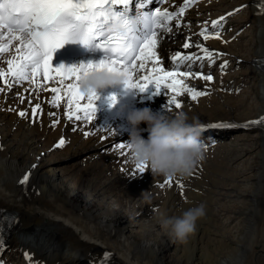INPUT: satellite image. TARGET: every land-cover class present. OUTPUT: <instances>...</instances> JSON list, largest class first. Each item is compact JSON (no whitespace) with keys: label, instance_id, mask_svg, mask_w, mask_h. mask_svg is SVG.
<instances>
[{"label":"bare ground","instance_id":"bare-ground-1","mask_svg":"<svg viewBox=\"0 0 264 264\" xmlns=\"http://www.w3.org/2000/svg\"><path fill=\"white\" fill-rule=\"evenodd\" d=\"M232 2L235 4L231 9L215 15L210 22L230 10L246 8L240 20L242 25L252 24L247 31L250 32L248 42L243 41L242 35L238 41L234 38L240 24L229 34L219 29V39L203 40L198 33L205 27L209 13L221 11ZM183 3L184 0H167L166 5L159 7L162 11L178 12ZM262 5L264 0L206 1L189 13L194 22L179 18L178 29L176 21L171 22L172 33L163 34L165 38L157 49L166 69L175 52L197 51L182 49L185 38L190 37L192 42L220 53L215 63L220 68L227 61L230 74L227 76L225 70L217 69L212 82L188 80L190 86L206 90L208 94L198 101H192L187 95L179 97L181 109L166 111L165 95L154 98L150 93H138L122 85L98 94L97 113L92 120L70 121L63 104L56 108L48 103L51 92L28 82L20 86L13 84L9 89L0 80L4 92L0 95V218L5 213L16 218L3 231L5 241L0 248V264H28L23 252L30 251L31 246L45 264H100L105 252L111 254L108 259L111 264H264V124L243 126L264 117ZM208 31L216 29L208 24ZM10 55L4 54L0 68L7 69L4 61ZM88 63L84 60L54 62L53 67H79ZM237 63H241V68L232 73ZM200 64L197 61L192 65L195 73L200 70ZM207 67L203 66V71H208ZM245 83L248 87L240 91ZM232 89L237 92L229 99L227 92ZM21 95L25 97L23 103ZM112 97L116 98L115 103ZM130 97L142 98L141 104L126 103ZM37 104L43 113L33 122L31 109ZM10 108L14 111H9ZM137 108H150L154 113L170 116L183 111L189 116V122L195 118L200 125L218 122L241 125L233 129H240L242 135H235L229 142L224 136L228 128H209L218 134L209 132V137L201 138L206 148L204 160L191 176L171 178L170 188L173 191L176 180L186 187L195 178V172L207 174L209 180L214 173L221 172L228 178V184L218 187L213 180L207 181L206 195L192 191L186 194L184 190L189 196L174 195V199L171 196L167 203L171 210L167 215L164 208L161 215L159 212L153 215L156 212L151 207L165 206V197L160 198L158 192L165 195L169 188L158 189L167 187L164 181L168 178L153 176L148 168L144 173L138 172L130 162L127 147L119 149L116 155L94 159L101 150H109L114 141L130 134L125 118ZM22 110L28 112V118L18 115ZM49 112L59 114L55 127L52 122L57 117L49 116ZM141 128L147 129V125L142 124ZM61 138L65 140L64 147H55ZM250 154L248 161L239 163ZM75 158L80 162L78 165L72 169L61 168L62 162ZM29 172L26 187L19 181ZM200 204L205 205L206 215L197 221L195 233L183 243L170 238L162 221L180 217L183 211ZM201 244L210 259L199 260ZM177 245L179 254L171 253ZM187 249H190V258L184 259L180 255Z\"/></svg>","mask_w":264,"mask_h":264},{"label":"snow or ice","instance_id":"snow-or-ice-1","mask_svg":"<svg viewBox=\"0 0 264 264\" xmlns=\"http://www.w3.org/2000/svg\"><path fill=\"white\" fill-rule=\"evenodd\" d=\"M153 2L154 0H0V61L4 60V54L12 53L4 61L7 69L0 68V80L9 89L13 84L20 86L28 82L38 89L51 92L48 103L56 108L63 104L65 116L70 121H90L97 113L95 102L99 96H85L79 88L81 77L90 70L115 71L124 77V85L129 90L150 93L152 97L165 95L166 111L181 109L179 97L184 95L189 96L192 101H198L208 92L190 86L188 80L202 79L212 82L213 75H205L202 72L194 74L192 65L201 61L202 68V61L205 59L210 65L214 64L215 58L221 54L186 37L181 45L182 49L195 48L197 51L175 52L169 58V66L166 69L157 51L165 38L163 34L172 33L171 22L175 20V27L178 29L179 17L198 0H184L178 12L162 11L159 6L147 7ZM166 2L167 0H160V4ZM239 10L241 9L236 11ZM223 20L225 17L211 22V28L216 29L215 32H209L206 23L198 35L205 41L219 39ZM117 23L122 26L123 31L113 30V25ZM69 43L84 45L94 52L103 51L105 55L98 63L90 62L79 67H53L54 54ZM185 65L186 69L181 70ZM226 68L225 61L220 65V69L223 72ZM0 91L3 89L0 88ZM24 99L21 95V103ZM111 99L113 103L116 102L115 97ZM29 103L31 104V100ZM9 111L14 109L10 108ZM31 113L35 122L43 113V109L37 104L32 107ZM18 115L24 118L29 116L26 110L19 111ZM48 115L57 117L52 122L55 127L59 123V114L49 112ZM260 124H264V117L246 122L243 126ZM240 126L230 122H218L201 125V131ZM127 143L118 142L115 147L124 149ZM64 145L65 140L61 138L55 147L62 148ZM32 167L35 168L36 165ZM136 168L138 172L144 173L147 166ZM29 175L30 172L26 173L19 183L27 187ZM164 184L171 187V178L166 179ZM177 186L183 193L185 186L180 182H177ZM15 222V217L7 220L9 226ZM0 248H3L2 239ZM110 256V253L105 252L100 264H107ZM25 258L28 264H42L41 261H34L32 255L27 252Z\"/></svg>","mask_w":264,"mask_h":264},{"label":"clouds","instance_id":"clouds-1","mask_svg":"<svg viewBox=\"0 0 264 264\" xmlns=\"http://www.w3.org/2000/svg\"><path fill=\"white\" fill-rule=\"evenodd\" d=\"M113 30L121 32L120 24ZM124 77L107 69L90 70L79 82L83 95H98L100 92L124 85ZM130 140L127 149L133 166H147L153 176L166 178L191 176L205 158L206 148L201 140V125L193 118L189 122L187 113L180 111L174 115L154 113L150 108H137L127 115ZM147 125V129L141 125ZM148 131L147 139L143 132ZM206 215L205 205L200 204L182 212L180 217L162 221L170 238L176 242H186L195 233L197 221Z\"/></svg>","mask_w":264,"mask_h":264},{"label":"rangeland","instance_id":"rangeland-1","mask_svg":"<svg viewBox=\"0 0 264 264\" xmlns=\"http://www.w3.org/2000/svg\"><path fill=\"white\" fill-rule=\"evenodd\" d=\"M206 1H212V0H198V2H196V3H194V4H192V6L191 7H189V8H187L186 10H185V12H184V14L181 16V17H179V18H183L184 20H187V21H191V22H194V21H192V17H189V13H193V11H195V8L197 7V6H199L200 5V3L202 4V3H204V2H206ZM235 3L234 2H232V4L229 6H226L223 10H221V11H212L211 13H209V15H208V17H207V20H205L204 22H206L207 24H211V22H210V20L213 18V17H215V15L217 16V14H219V13H223V12H225L226 10H228V9H231L230 7H233V5H234ZM195 7V8H194ZM179 11V10H178ZM246 11V8H242L241 10H239V11H236V10H233V11H229L230 13H233L232 15H229V12H227V13H225L223 16L225 17V20H223V21H221V25H222V27L220 28V32H226L227 34H229V33H231V32H233V30H234V28L236 29V25H239L240 24V29H238L237 30V32H236V34H235V37L234 38H237L236 40L238 41V39H239V37H241V35L243 36V41L245 42V43H247L248 42V40H249V34H250V32H247L248 30H250L251 29V23L249 22V23H247L246 25H242V23H241V18L242 17H244L245 16V12ZM173 31V30H172ZM239 36V37H238ZM205 61V62H204ZM225 62V61H224ZM227 62V61H226ZM203 66H205V67H207V66H209V69H208V71H203V67L202 68H200V70H197L196 71V73H203V74H208V73H211L213 76L215 75V72L217 71V69L218 70H221L220 68H219V66L217 65V63H214V64H211V66H210V64H209V62H208V60H203ZM207 63V64H206ZM227 64H228V62H227ZM240 65H241V63H237V64H235V69H233L232 70V73L233 72H235V71H239L240 70ZM208 68V67H207ZM239 68V69H238ZM244 68V67H243ZM227 73H226V75L227 76H229L230 74L228 73V70L229 69H224ZM193 71V73L195 74V70H192ZM225 75V76H226ZM192 80H194V79H192ZM249 82H247V84H248ZM231 84H233V80H232V82H231ZM246 84V83H245ZM243 85V87H240L239 89H240V91L241 90H243L244 88H247L248 87V85L246 84V85ZM0 88H2L3 89V87L0 85ZM16 89H14V92H17V91H15ZM235 92H237V89H234V91H233V89L232 90H229L227 93L228 94H230V96H228V98L229 99H231V95L232 94H234ZM2 93H4V92H2L1 91V93H0V95L2 94ZM154 98H156V97H154ZM141 102H142V98H139V99H136L135 100V103H133V105L134 106H136V105H140L141 104ZM125 120H127V118H125ZM226 132V134L224 135L225 136V138H226V142H229V140H231L235 135H242V131L240 130V129H233V128H228V129H226L225 130ZM209 132H211L212 134H218V132H213V130H207V131H203L202 132V137L201 138H207V137H209V135L207 134V133H209ZM205 134H207V135H205ZM148 135H149V133L146 131L145 133H143V136H144V138L145 139H147L146 137H148ZM126 137L125 138H123V139H120V140H116V141H114V143L112 144V147L109 149V150H101L100 151V153L98 154V157H95L94 159H100L101 158V156H104V155H106V156H108V155H110V156H113V154H115V153H118L119 152V149H117L116 147H115V144H117L118 142H128V140H127V138H130V134H128V135H125ZM121 150V149H120ZM104 151V152H103ZM117 151V152H116ZM108 154V155H107ZM116 155V154H115ZM97 156V155H96ZM252 157V155L250 154V155H247L246 157H244L243 158V160H241L239 163H241L242 161H248L249 160V158H251ZM86 159V158H85ZM248 159V160H247ZM84 161V159H82V162ZM86 162V161H85ZM84 162V163H85ZM63 164H61V168H63L64 167V169H72L73 167H75L76 165H78L77 163H80V162H78L77 161V158H75V159H73V160H69V161H67V163H65V162H62ZM65 163V164H64ZM74 165V166H73ZM70 167V168H69ZM209 172V171H208ZM205 174V173H204ZM204 174L202 175V173H199V172H195V174H193L194 176H193V178L195 177V178H198V179H190L191 180V184H192V182H193V184L191 185L190 183H189V181L187 182V184H186V187H184V190H186L185 192H186V194H189V192L190 191H192L193 193L195 192V193H197V194H200V193H203L204 195H206L207 193H206V189H205V187H206V185H208L206 182L208 181V183H209V181H212L214 184H216L218 187H220V186H222V185H226V184H228V178H226L225 176H224V174H222L221 172H216V173H214L213 174V179H211V180H209L210 178H208V176H207V174H205V176H204ZM217 174V175H216ZM200 176V177H199ZM202 176V177H201ZM207 176V177H206ZM219 177V178H217V177ZM199 178H201V179H199ZM202 178H204V179H202ZM215 179V180H214ZM227 179V180H226ZM203 180H206V181H203ZM226 180V181H225ZM194 181L196 182V183H194ZM177 182H180L179 180H176V182L174 181V183H177ZM203 184H202V183ZM173 183V191H172V189L169 187V186H167V187H163V188H160V189H158V190H163V189H165V188H169L168 190L166 189V192H165V195H164V192H162V191H159L158 192V194L160 195V198H164L165 199V206H163V207H158V208H156V207H151V210L152 211H154V212H156L155 214H153V215H156L158 212H159V214L161 215V211H162V209L164 210V213H165V215H167L169 212H170V208H171V206H169V204H168V206H169V208H168V206H167V203H168V201L171 199V196H172V199H174V195H182L183 196V194H184V196L185 197H187V196H189V195H186L185 194V192L183 191V193H181V191H180V189H179V187L177 186V184L175 185ZM181 183V182H180ZM189 183V184H188ZM221 183V184H220ZM202 184V185H201ZM205 184V185H204ZM176 187H175V186ZM184 185V184H183ZM199 185L202 187H200L199 188ZM150 186V185H149ZM185 186V185H184ZM198 187V189L200 190H202V191H199L198 189H197V187ZM193 187V188H192ZM195 187V188H194ZM190 188V189H189ZM196 189V190H195ZM179 190V191H178ZM171 191V192H170ZM175 191V192H174ZM161 192V193H160ZM176 193V194H174V193ZM168 193V194H167ZM170 193H171V195H170ZM173 193V194H172ZM169 195H170V197H169ZM164 196V197H163ZM167 197H169V199L167 198ZM168 199V200H167ZM163 199H161V201H162ZM162 203H163V201H162ZM166 209V210H165ZM165 218H166V216H165ZM32 247V246H31ZM31 247H29V250L30 251H24L23 253H29L30 255H32L33 256V260L35 261V260H38V261H41L42 262V264H45V262H44V259H41V258H38L37 256H36V253L33 251V250H31ZM179 252V250H178V245L176 246V247H173L172 248V251H171V253H174V252ZM199 251H200V256H199V260H202V261H204V259H210L208 256H207V253H206V250L204 249V246L201 244L200 246H199ZM4 253H5V250H4ZM179 254V253H178ZM181 257H183L184 259H189L190 258V249H187V250H182V255H180ZM107 264H111V262H107Z\"/></svg>","mask_w":264,"mask_h":264}]
</instances>
